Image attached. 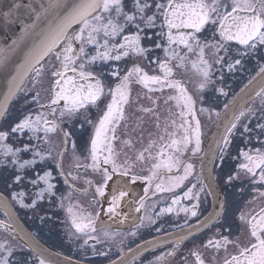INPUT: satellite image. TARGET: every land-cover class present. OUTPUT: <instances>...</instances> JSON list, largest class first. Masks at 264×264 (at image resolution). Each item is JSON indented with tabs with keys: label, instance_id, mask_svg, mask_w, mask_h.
Segmentation results:
<instances>
[{
	"label": "snow or ice",
	"instance_id": "obj_1",
	"mask_svg": "<svg viewBox=\"0 0 264 264\" xmlns=\"http://www.w3.org/2000/svg\"><path fill=\"white\" fill-rule=\"evenodd\" d=\"M22 7V0H0V20L13 23ZM26 7L33 22L13 47L0 49L6 87L0 118L22 94L21 116L0 130V203L31 210L46 198L58 203L71 224L69 237H83V247L121 235L103 217L124 224L125 205H134L136 213L145 210L132 236L155 224L147 211L156 203L147 201L171 193V203L155 217L184 213V225L177 227L190 231L170 240L171 249L155 258L157 264H168L189 240L193 246L181 264H264V64L257 72L259 91L248 97L253 103L259 98L258 108L246 106L247 100L236 104V97L223 105L225 112L234 105L229 116L204 107L208 90L228 95L217 87L225 70L233 73L246 58L264 53V0H48L39 11ZM16 50L22 58L10 68L8 53ZM134 85L152 102L135 111L153 117L157 129L138 150L127 113ZM213 115L219 122L205 151L200 117ZM136 121L131 131L139 129L136 142L142 144L143 116ZM192 158L199 160L198 172ZM137 182L144 185L140 195L132 187ZM246 192L251 196L244 207H234L233 196ZM89 193L91 210L77 199ZM209 196L212 210L201 219ZM185 200L194 203L182 204ZM233 215L239 222L235 233ZM192 218L195 224H189ZM0 228L15 231L4 220ZM206 230L212 234L196 243ZM25 245L32 255L20 258L15 254L24 247L0 240V264H55L27 240ZM93 251L107 256L95 253L94 245ZM65 261L70 264V258Z\"/></svg>",
	"mask_w": 264,
	"mask_h": 264
},
{
	"label": "flooded vegetation",
	"instance_id": "obj_2",
	"mask_svg": "<svg viewBox=\"0 0 264 264\" xmlns=\"http://www.w3.org/2000/svg\"><path fill=\"white\" fill-rule=\"evenodd\" d=\"M264 55V53H258L250 58H246L242 62V66L238 67V70L233 73H228L227 70L224 72V80L222 82L218 81L217 87H223L224 90L228 93L227 96L220 95L218 92L214 93L211 90H208L205 93V103L204 107H210L214 108L216 111L221 112V116L223 117L226 113L223 105L231 100H233V97H238L237 94H241L240 91L241 88L245 89V85H249L248 81L252 80V78L255 77V79L258 77L257 72L259 71V66L264 64V59L261 58V56ZM209 58H211V55L209 53ZM218 75V74H217ZM190 87H193L190 85ZM40 88V85H37V89ZM146 92L145 89H142L140 86L134 85L132 90V100L134 103H132L127 108L128 113V123H129V132L130 135L134 141L135 149L138 150L142 148L143 146H146L149 142V133H153V137L157 135V129L155 128V121L153 117H150L148 115H145L143 113H140L138 111H135L139 105H142L144 107H150L152 106V102L145 98L144 93ZM43 95V93H42ZM153 95H159L153 94ZM139 96V99L137 100V97ZM255 94L252 96L254 97ZM232 104L229 105V108ZM246 106H251L253 108L259 107V98L257 97L255 99V103L252 102V100H248V103ZM165 108L166 106L163 105V102H160L159 110L161 115L163 116L165 114ZM22 112V94H18V98H15L9 108V111L5 117V119L0 124V130H7L9 125L16 121L17 118L21 116ZM259 115V113H258ZM137 116H143L144 118V132H143V143L136 142V138L139 134V129H137L136 132H132L131 128L137 123L136 117ZM203 125V144L202 148L206 151L208 148V145L210 143L211 137L213 135V131L216 128V124L219 122L217 121L216 117L213 115L212 120H208L206 116L200 117ZM161 124L163 125V121H161ZM86 135V133H85ZM81 141L77 139L78 146L80 145ZM70 154L71 150H69V155L65 158V168L66 170L69 167V161H70ZM133 154V153H130ZM204 153L201 152L199 155H203ZM191 154L189 153V156ZM193 162L196 164V170L199 171V160L198 158H192ZM82 176L89 175V173L81 172ZM3 176H0V191L4 190V183H3ZM190 179H193L190 177ZM62 183V182H61ZM187 184V182H185ZM78 187L80 185H77ZM133 190L137 193V195L142 194V188L144 185H142L140 182H137L136 185H133ZM19 190V189H17ZM182 189H177V193H181ZM8 194L7 192L5 193ZM163 198L160 196H152L148 201V205L151 206L154 202L156 203L155 210H153L151 207H149L147 211V215L153 216L154 219H156L155 224L142 227L140 229H136L137 234L135 236L131 235V232L134 229V224L139 222V218L143 215H145V210H141L140 213H136L134 209V205H125L122 208L123 212L129 213V219L122 225H118L113 223L112 221L108 220L107 217H103L104 220L108 222V224L112 225L111 230L113 232H119L121 235L117 236L112 241H106L102 244H96L95 241L89 240L87 245L81 246L83 244V237L77 239L76 237H69V232L72 231L71 224L69 221V218L66 214V212L61 209L58 205V203L49 204L47 198L45 201L42 202L41 206L37 210H31V209H21L18 204L9 206V214L12 213L13 215V222L14 224H17V226L20 224L26 231L29 233V235L39 243L43 248L47 249L51 253L55 254L59 253L60 255H57L59 257H62L65 259V257L70 258L71 262L77 263V264H111L112 261L118 262L120 259L125 257L126 255L130 254L134 250L137 249V245H143L145 242L158 239L160 237L166 236L168 234H171L173 232L186 229L187 226L184 227H177V225H184V213H180L179 216H177L175 213H166L163 216L156 218L155 212L159 211L160 207L167 206V204H170L171 201L168 199L172 194L171 193H164L162 194ZM251 194L246 192L243 194V197L240 196L239 193H237L235 196H233V200L236 201V204L234 207H244V201L247 199H250ZM81 204L84 206L85 209L91 210L89 208V201L91 199V193L87 196H79L77 197ZM158 201V202H157ZM208 203L206 205H202L200 211L202 213L201 219H203L204 215H207L208 211H211V201L212 197H207ZM194 203V201H182V204H188ZM99 207V206H97ZM103 207L106 209L107 204H104ZM205 208L207 209L205 211ZM41 217H44L43 220H41ZM0 220H4L6 222H9L12 224L10 217L5 215V211L0 209ZM196 218H192L189 220V224H195ZM147 223V221H146ZM238 221L235 219V216L233 215V232L235 233ZM13 225V224H12ZM14 226V225H13ZM157 228H160L161 230L158 232L156 231ZM18 234V233H17ZM16 233L7 232L5 230H0V240H8L11 244L17 246L18 248L24 247L25 251L23 252H17L15 255L17 257L23 258L25 256L32 255L29 251H27L26 245L20 240V237ZM212 233L210 231L206 230V234H198V240L195 241L196 243H199V241L207 239L208 236H210ZM15 237V239H14ZM93 245L95 247V253H99L101 251H104L107 253V256H101L98 254H94L93 251ZM193 246V243L191 240L186 241L179 251V254L174 258H169L168 264H181V257L184 255H187L188 249H190ZM172 245H167L155 250H152L150 252H147L139 257L134 258L127 264H149L151 261L152 264H157L155 258L159 256L161 253L167 252L171 249ZM132 249V251H129V249ZM121 250L123 252V255L121 256ZM206 255H209V253H206ZM34 259V257H33ZM189 261H191V257H189Z\"/></svg>",
	"mask_w": 264,
	"mask_h": 264
},
{
	"label": "water",
	"instance_id": "obj_3",
	"mask_svg": "<svg viewBox=\"0 0 264 264\" xmlns=\"http://www.w3.org/2000/svg\"><path fill=\"white\" fill-rule=\"evenodd\" d=\"M22 3L25 5V7H22L17 11V14L14 18V22L10 24H5L2 20H0V49H7L10 47H13V41L17 40L19 37L22 35V29L25 25L31 24L34 20V14L29 11V9L26 7L27 5H31L32 8L36 9L37 11L40 10V5L44 4L47 5L48 0H22ZM9 55V67L12 68L16 63L20 62L21 53L19 50L13 51L8 53ZM4 69H0V102H3L4 96L3 93L6 91L5 83H4ZM262 83V78L261 76H258L254 81L245 88L244 92L241 93L237 98H236V104L243 103L245 100H249V96H253L256 91H259V88ZM14 98L11 99L8 102V108L7 112L9 110V107L11 103L13 102ZM234 105H231L229 108V111L224 114L223 117L229 116L231 114L230 110L232 109ZM6 112V114H7ZM6 116V115H5ZM5 117L0 118V124L3 121ZM216 132V128L213 131V134ZM213 136V135H212ZM212 138V137H211ZM211 141V140H210ZM0 209L3 211H8L9 212V207L6 209V207L0 203ZM10 220L12 224L14 225L15 231L11 233H18L17 235L20 237V240L25 244V240L28 241L29 244H31L33 247L37 248L39 252H42L44 257L55 262V264H68V262L65 261L64 258L59 257L47 249L43 248L37 241H35L29 233L19 224H14L13 222V215L12 213L9 214ZM0 230H4L3 228H0ZM190 231L189 228L182 229L176 232H173L171 234H168L166 236L160 237L158 239H154L148 242H151L147 246H145V243L141 245L139 248L131 252L130 254L126 255L125 257L122 258L123 264H127L131 260H133L136 257H139L147 252H150L152 250L170 245L169 241L174 239L176 236L180 235L181 232H187ZM198 235V234H197ZM24 238V239H21ZM186 242V241H185ZM121 259L117 262V264H120ZM70 264H77L74 262L70 261Z\"/></svg>",
	"mask_w": 264,
	"mask_h": 264
}]
</instances>
